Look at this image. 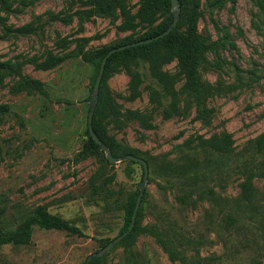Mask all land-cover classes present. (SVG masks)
Masks as SVG:
<instances>
[{
	"label": "rangeland",
	"instance_id": "374dc122",
	"mask_svg": "<svg viewBox=\"0 0 264 264\" xmlns=\"http://www.w3.org/2000/svg\"><path fill=\"white\" fill-rule=\"evenodd\" d=\"M87 1L0 0V61L22 63V73L42 81L47 90L45 96L14 93L16 78L8 74L0 85V106L10 107L0 122V214L5 200L8 221L16 225L22 211L42 206L82 232L34 227L30 245L0 247V264H85L124 228V213L115 209L114 200L141 190L144 172L139 164H110L104 151L101 157L82 153L88 140L94 66L73 58L42 70L31 62H41L50 53H68L84 39L85 49L94 51L145 33L142 27L120 31V14L116 19L92 15ZM142 1L127 0L129 13L137 14ZM200 10L199 32L213 44L200 68L210 88L209 121L197 118L184 95L180 105L191 108L172 118L151 104L143 87L133 98L131 77L123 68L108 78L104 89L122 113L119 121L106 120L107 135L149 162L138 225L156 226L184 259H171L155 236L138 231L132 243L119 242L96 257L101 258L98 264H264V178L253 180L255 190L246 201L233 155L208 161L196 149L202 140L228 134L231 153H238L264 134V0H202ZM140 70L147 83V71ZM163 70L175 74L177 60ZM183 84L176 83L177 92ZM135 111L151 115L152 128L130 120L128 112ZM164 157L183 165L189 177L192 164H198L199 171L208 174L198 185L212 188L214 199L206 194L199 198L195 188H161L158 170ZM109 175L114 176L108 185L114 192L111 199L97 191Z\"/></svg>",
	"mask_w": 264,
	"mask_h": 264
},
{
	"label": "trees",
	"instance_id": "16d2710c",
	"mask_svg": "<svg viewBox=\"0 0 264 264\" xmlns=\"http://www.w3.org/2000/svg\"><path fill=\"white\" fill-rule=\"evenodd\" d=\"M179 2L180 20L177 27L168 36L149 44L116 52L108 59L100 86L99 102L93 117V128L95 133L116 157L129 154L137 156L133 150L119 144L107 135L106 120L119 121V116L122 113L114 101L105 97L104 89H106L108 78L120 68L126 69L130 74V90L133 98L140 96L143 87L149 92L151 104L155 108L162 109L165 117L182 116L191 108H182L180 105V96L184 95L188 103L194 105L198 119L204 121L210 120L211 110L206 105V98L210 95V88L203 82L200 68L207 62V56L209 51L213 49V44L208 42L199 32L202 0H179ZM87 4L90 6V13L92 15L98 14L116 19L118 14H120L122 16V22L118 26L120 31H135L138 27H142L145 29V33L139 38H127L114 45L94 51L86 50L85 43L87 40H81L76 48L68 53L62 55L50 53L41 62L31 60V62L36 63L38 69H54L69 59L81 58L84 62L94 66L93 81L95 82L101 62L111 49L158 36L166 31L173 21L172 0H143L138 13L135 15L129 13L127 0H89ZM260 31L264 38V26L261 27ZM173 60H177L178 71L175 74H170L164 71L163 67ZM141 67L147 71L146 74L149 76L147 83L144 78L145 73L140 70ZM21 68L22 63L0 61V85L4 81L5 75L8 74L16 78L15 84L11 86L12 92L47 95L45 84L39 79L25 76ZM180 80H184V84L181 91L177 92L175 85ZM9 112L10 107L8 105L0 106V122L3 116ZM127 116L130 120H135L145 129L152 128L151 115L149 114L135 111L128 112ZM86 134L88 140L82 153L101 157V154L103 155L104 152L101 146L90 136L88 127ZM231 145L230 135H214L209 139L202 140L196 149L201 150L208 161L214 158H224L227 154L233 155L238 164L239 173L243 176V181L240 183L241 196L244 200L248 201L253 196L255 190L253 180L256 177L264 178V134L250 140L242 151L238 153H231ZM181 147L178 146V148ZM161 161L163 165L158 170L164 185H160L161 188L170 186V184L180 185L184 191L186 189L190 191L189 188H195V193L198 194L199 198L203 199L206 194L214 199L215 192L212 188L203 189L202 187H207V184L203 186L198 185L204 182V180L206 181L208 175L203 170L199 171L198 164H192L193 170L190 173L191 177H189L187 176L189 172H187L188 170L183 165L172 160H167L165 157ZM130 162L139 164L134 161ZM139 165L142 167L141 164ZM113 179V175L107 176L102 185H100V190H97L104 194L107 199L114 197V192L108 188ZM181 179H184L182 185L178 182ZM187 181H190L189 183L192 185L185 187L186 184H189ZM199 186L201 187L197 188ZM138 195L139 192L136 191L128 194L124 199L120 197L114 200L115 209L121 210L124 213V228L120 235L126 232L131 224ZM178 199L181 203L187 202L185 197H179ZM2 203L4 206L0 214V247L7 245H30L34 227L45 230H61L79 235L82 233L78 227L71 224L68 220L50 214L42 206L22 211L17 219V224L12 225L7 217V203L5 200H2ZM17 211L19 210L17 209ZM141 212L142 206L140 207L137 220ZM230 219L235 221L233 216ZM138 231L155 236L169 253L171 259H184L183 254L174 247L173 240L164 236L160 229L152 225L140 228L137 221L131 233L120 243H132L133 237ZM109 243L106 242L104 247ZM100 260L101 258H94L90 264H98Z\"/></svg>",
	"mask_w": 264,
	"mask_h": 264
},
{
	"label": "water",
	"instance_id": "95a60500",
	"mask_svg": "<svg viewBox=\"0 0 264 264\" xmlns=\"http://www.w3.org/2000/svg\"><path fill=\"white\" fill-rule=\"evenodd\" d=\"M171 9L173 12V21L166 31H164L160 35L155 36L153 38H147L144 40H140L138 42L126 44L123 46H119L117 48H113L106 54V56L103 58V60L101 62L99 73L96 77L94 87H93V95H92L90 110H89V115H88V131L90 133V136L93 138V140L99 146H101V148L105 152V154L107 156V160L109 161L110 164H114L120 160L134 161V162H137V163L142 165L144 175H143V180H142V184H141V190H140V193L137 197L136 206H135V209H134V212L132 215V221H131V224H130L128 230L126 232H124L123 234L119 235L112 242L107 244L100 252L90 255L87 258L86 264H90L91 261L96 257L104 256L110 249H112L115 245H117L119 242H121L129 233H131V231L133 230V228L136 225L138 213H139V210L141 207V202H142V199L144 196L146 184L148 182L149 173H150L148 162L145 159L134 156V155H130V154L125 155L123 157L114 156L113 153L111 152V150L108 148V146L99 138V136L94 131L93 117H94V114H95V111L97 108V104H98V100H99L100 86H101V82L103 79L105 67H106V64H107L110 56H112L116 52L123 51V50L129 49L131 47L149 44V43H152L153 41H157L159 39H162V38L168 36L177 27L179 20H180V2H179V0H172Z\"/></svg>",
	"mask_w": 264,
	"mask_h": 264
}]
</instances>
